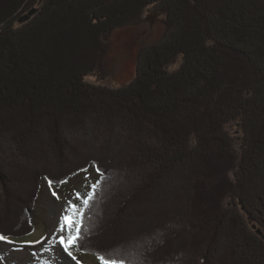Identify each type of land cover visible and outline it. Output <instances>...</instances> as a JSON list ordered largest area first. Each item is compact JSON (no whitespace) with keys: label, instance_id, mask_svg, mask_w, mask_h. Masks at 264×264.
Returning a JSON list of instances; mask_svg holds the SVG:
<instances>
[{"label":"trees","instance_id":"1","mask_svg":"<svg viewBox=\"0 0 264 264\" xmlns=\"http://www.w3.org/2000/svg\"><path fill=\"white\" fill-rule=\"evenodd\" d=\"M36 6L22 21V14ZM147 9L162 16V36L138 49L132 80L95 92L85 77L107 76L106 35L139 24ZM106 92L119 97L106 100ZM61 101L71 109L92 111L82 131L91 141L88 129L100 135L96 140L101 145L121 137L119 148L133 153L127 156L133 157L134 171L102 168V156L92 153L59 180L57 172H34L25 159L26 147L32 151L34 145L21 148L16 142L36 134L20 133L16 115L21 110L30 120L36 114L23 107L46 109ZM93 114L109 118V125L97 120L103 129H96ZM0 124L2 210L33 207L42 180L56 187L92 165L100 169L89 192L92 199L82 206L83 239L76 252H87L83 244L90 217L106 213L107 205L100 200L107 184L116 190L131 172L145 178L136 192L142 184L144 190L151 187L164 172L182 170L191 195H176L172 203L161 197L156 215L164 218L154 224L163 233L161 242L150 227L148 237L134 235V243L126 244L130 259L107 258L124 264H138L133 255L140 264H219L226 252H221L218 236L229 226L235 254L246 258L243 264H264V0H0ZM230 130L237 135L231 137ZM61 143L71 144L69 136ZM110 144L113 149L116 139ZM48 161L42 166L54 168ZM114 207L116 218L120 207ZM0 234L10 236L2 230ZM160 254L167 256L159 260Z\"/></svg>","mask_w":264,"mask_h":264},{"label":"rangeland","instance_id":"2","mask_svg":"<svg viewBox=\"0 0 264 264\" xmlns=\"http://www.w3.org/2000/svg\"><path fill=\"white\" fill-rule=\"evenodd\" d=\"M35 9L37 11V6ZM24 16L22 14V21H24ZM22 18H19L18 25L22 23ZM164 27L162 16L152 12L151 9H147L143 20L139 24L110 30L105 37L109 49L104 58L107 76L104 79H100L99 76H86V82L94 85L95 92H101L108 91L110 88H118L122 84H126V82L132 80L135 74L138 49L145 44L158 40L164 32ZM104 94L103 98H107L106 100L118 99L119 97L114 92H106ZM87 99L88 97L85 101ZM33 106L23 107L24 111L36 114L30 120L25 119L24 114H21V110H18L19 114L16 116H18L20 133H29L31 131L36 134V137L35 135L26 136L27 138L22 140L18 137L19 141L17 140L16 144H19L21 148H23L22 146L34 145L32 151H29L26 147L27 155H25V159L32 164L31 167H33L32 170L34 172L38 170L37 168L41 171L49 170L53 172V175L55 174L54 172H57L55 178L59 180L72 172L74 168L82 165L81 163L87 161L86 159L92 153L102 156L99 159L97 158L100 160L102 168L111 169L112 166H116L114 173L121 172L122 169H126L127 167H130L134 171L133 157L127 156L133 155V153L127 150L122 151L119 148L123 143L121 137L112 139L110 143L114 142L115 139L117 142L112 149L109 147H112L110 143L107 146L101 145L98 142L99 139L96 140L100 135H95L91 129L88 130L93 134L94 142L91 141V138L86 137L84 133L82 134L83 127L88 128V124L86 123H88L89 117H92L90 109L84 110L79 107L71 109L68 102L62 101L46 109H34ZM79 106H82V104H79ZM28 108L34 111H30ZM37 112H41V114ZM103 119L109 125V118H105L104 116L96 117L93 114V119H91L95 121L94 127L99 131L103 127L97 125L100 124L97 120L101 121ZM0 126L2 125L0 124ZM54 131L55 135L52 136ZM5 132V130L1 131V133ZM230 135L231 137L235 136L237 132L230 130ZM66 136H69L71 144L67 143L66 147H62L61 139L64 140ZM105 149L107 150L104 151ZM48 159L50 160L48 162L55 166L54 168H49L48 165L46 167L42 166L43 162ZM181 172L182 170L164 172L158 176L156 183H153L151 187L144 190L145 184H142L141 190L136 189V192L134 188L145 181V178L140 180V175L136 174L134 177V174L131 172H126L129 178L121 180L120 185L122 186L120 188L111 191V188L114 187L107 184L106 194L103 200H100V204L107 205L106 213L100 218L99 213L96 215L97 218L95 216L94 218L93 216L92 218L90 217V226L87 227L88 238L83 244V250L87 252H76L74 247L71 249L76 260L68 256L62 248L56 246L57 235L54 233H56L59 218L66 204L69 201L80 204L89 195L90 189L98 175L95 166H90L86 171L74 175L56 187L53 185L50 187L47 181L42 180L38 185V194L34 197L33 207L26 209V211L18 212L16 207L13 210L8 207L2 210L5 203L0 200V230L9 234L8 239L12 241V243L0 241V264H76V261H80L81 264H100L96 256L97 253L104 254L106 258L120 256L119 258L122 259H130V251H128V246L130 245L127 246L126 244L134 243V235L148 237L149 232L147 230L151 227V231L153 230L156 233L154 236L156 241L161 242L163 233L157 229V226H154V224L159 225L164 218L160 214L156 215L157 207L161 205L159 203L161 202V197L165 195L164 198L172 203L177 201L175 199L176 195L183 198H188L191 195V191L189 190L191 186H185L183 179L186 178L187 173L180 175ZM232 175L231 177H233ZM33 178H37L35 173L33 174ZM228 179L229 181L232 180L230 177ZM53 191L58 194L59 199L52 195ZM213 193L214 191H211V189L210 192L208 190L209 196L213 195ZM128 194L131 197L125 202V197H129ZM78 195L80 200H77ZM169 198H172V200ZM226 204L227 201L225 202ZM115 205L120 207L116 218L113 217ZM254 205H257V202ZM226 207H230V205L228 204ZM166 211V213H169L170 208H167ZM24 212H26L25 214L30 218V222L32 223H29L31 225L30 231ZM239 216L241 217V215ZM23 226H26L24 233L22 230ZM225 229V234L218 236L221 242V252H226L224 261L219 262V264L245 263L246 258L239 251L235 254L236 249L230 242L231 237L235 239V236L232 235L234 230L229 226ZM132 235L133 238H130L129 236ZM167 235L168 237L172 236L171 233ZM138 241L140 240L138 239ZM226 241L229 242V247H226ZM158 247L156 248L161 252ZM156 248H154L155 250H150L151 252L148 251L150 256L154 255L152 252L156 253ZM135 251L137 252L136 247ZM133 256L137 262L139 261L138 264H140V259L138 257L135 258V255ZM166 256L167 254H160L159 260Z\"/></svg>","mask_w":264,"mask_h":264},{"label":"snow or ice","instance_id":"3","mask_svg":"<svg viewBox=\"0 0 264 264\" xmlns=\"http://www.w3.org/2000/svg\"><path fill=\"white\" fill-rule=\"evenodd\" d=\"M97 172L100 173V169L97 167ZM102 174V173H100ZM49 186L53 184V181H48ZM63 183V181H60ZM93 188L96 187L95 184L92 185ZM52 195L59 199L58 194L53 191ZM92 199V196L89 194L87 198H84L80 204L69 201L64 207V211L59 218V224L56 229L55 235H57L56 246L63 249V251L73 260H76V257L73 255L71 249L73 247H78L80 241L83 239L81 223L80 219L83 216V210L81 205L87 206ZM77 200H80L79 195L77 196ZM0 241L12 243L6 236L0 234ZM51 243V241H50ZM98 261L100 264H124L123 260L116 258H106L104 254L97 253L96 254ZM76 264H81L80 261H76Z\"/></svg>","mask_w":264,"mask_h":264},{"label":"water","instance_id":"4","mask_svg":"<svg viewBox=\"0 0 264 264\" xmlns=\"http://www.w3.org/2000/svg\"><path fill=\"white\" fill-rule=\"evenodd\" d=\"M36 12V9L33 8L31 9L25 16H24V20L29 19L34 13ZM257 233L261 234V231L259 229H257Z\"/></svg>","mask_w":264,"mask_h":264}]
</instances>
